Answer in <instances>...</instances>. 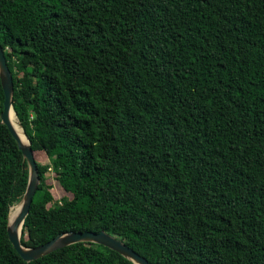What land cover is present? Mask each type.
<instances>
[{
	"label": "trees",
	"instance_id": "trees-1",
	"mask_svg": "<svg viewBox=\"0 0 264 264\" xmlns=\"http://www.w3.org/2000/svg\"><path fill=\"white\" fill-rule=\"evenodd\" d=\"M0 45L48 158L23 246L103 230L151 264H264V0H0ZM27 177L0 122V264H133L91 242L23 260Z\"/></svg>",
	"mask_w": 264,
	"mask_h": 264
},
{
	"label": "water",
	"instance_id": "water-1",
	"mask_svg": "<svg viewBox=\"0 0 264 264\" xmlns=\"http://www.w3.org/2000/svg\"><path fill=\"white\" fill-rule=\"evenodd\" d=\"M0 84L3 90L4 99L2 102V110L0 112V122L8 128L11 135L16 140L17 146L22 153V157L26 162L28 169V177L25 190L18 201L17 216L10 222L9 213L7 218V235L10 243L16 252L21 256V258L27 262L33 261L44 255L49 254L59 248L78 243V242H91L100 244L102 246L108 247L119 254H121L126 259L130 260L133 264H151L144 256L140 255L134 251L131 247L127 246L123 241L113 237L112 235L106 233L103 230L92 231H65L58 233L53 238L44 242L43 244L27 247L20 243L21 229L23 221L29 212L30 205L32 202L33 195L37 189L39 183V175L36 167V160L34 157L33 150L30 145V141L23 131L17 117L16 113L12 107V93H13V83L12 76L8 69L6 58L4 56V51L0 45ZM12 111L17 119V124L21 128L22 133L26 139L24 143L17 130L10 122L9 114Z\"/></svg>",
	"mask_w": 264,
	"mask_h": 264
},
{
	"label": "rangeland",
	"instance_id": "rangeland-1",
	"mask_svg": "<svg viewBox=\"0 0 264 264\" xmlns=\"http://www.w3.org/2000/svg\"><path fill=\"white\" fill-rule=\"evenodd\" d=\"M35 159H36L37 162L42 163V164H45V163L48 162V158L43 153H40V152H36L35 153ZM45 176H46V183L49 185L50 192H51V194H52V196H53V198L55 200H58V199H60L63 196H69V197H71V194L68 193L58 183V181L55 178V174L52 171H50V170L47 171L46 174H45ZM26 234H27V232L24 234V237H25Z\"/></svg>",
	"mask_w": 264,
	"mask_h": 264
},
{
	"label": "bare ground",
	"instance_id": "bare-ground-1",
	"mask_svg": "<svg viewBox=\"0 0 264 264\" xmlns=\"http://www.w3.org/2000/svg\"><path fill=\"white\" fill-rule=\"evenodd\" d=\"M9 119H10V122L13 124V126L15 127V129L17 130L21 140L26 143V139L22 133V130L21 128L18 126L17 124V119L14 115V113L12 111H10V114H9ZM17 213H18V208H17V205L16 206H12L10 207V210H9V220L10 222L17 216Z\"/></svg>",
	"mask_w": 264,
	"mask_h": 264
}]
</instances>
